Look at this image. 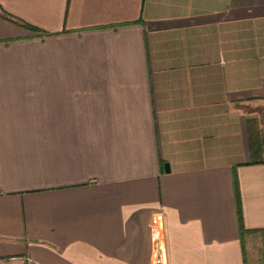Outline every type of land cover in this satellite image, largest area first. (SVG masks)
Listing matches in <instances>:
<instances>
[{"label":"crops","instance_id":"obj_1","mask_svg":"<svg viewBox=\"0 0 264 264\" xmlns=\"http://www.w3.org/2000/svg\"><path fill=\"white\" fill-rule=\"evenodd\" d=\"M234 176L264 228V0H0V264H154L158 213L245 264Z\"/></svg>","mask_w":264,"mask_h":264},{"label":"rangeland","instance_id":"obj_2","mask_svg":"<svg viewBox=\"0 0 264 264\" xmlns=\"http://www.w3.org/2000/svg\"><path fill=\"white\" fill-rule=\"evenodd\" d=\"M247 264H264V233L251 234L245 244Z\"/></svg>","mask_w":264,"mask_h":264},{"label":"trees","instance_id":"obj_3","mask_svg":"<svg viewBox=\"0 0 264 264\" xmlns=\"http://www.w3.org/2000/svg\"><path fill=\"white\" fill-rule=\"evenodd\" d=\"M26 27L32 30H37L34 26L30 24H24ZM41 33H45L41 31ZM234 190H235V198H236V209H237V218H238V224H239V232H240V242H241V248L244 256V262L247 264V256H246V250H245V244H246V239L249 235L255 234V233H264V228H246L243 225L242 222V213H241V204H240V195H239V190H238V185H237V179L234 176Z\"/></svg>","mask_w":264,"mask_h":264},{"label":"built area","instance_id":"obj_4","mask_svg":"<svg viewBox=\"0 0 264 264\" xmlns=\"http://www.w3.org/2000/svg\"><path fill=\"white\" fill-rule=\"evenodd\" d=\"M152 223L154 225L152 234L156 248V257L154 264H165V244L162 239V232H161L162 214L161 213L156 214L152 219Z\"/></svg>","mask_w":264,"mask_h":264}]
</instances>
